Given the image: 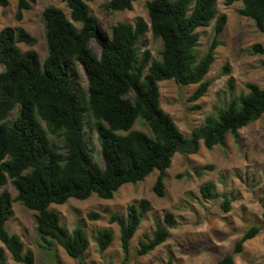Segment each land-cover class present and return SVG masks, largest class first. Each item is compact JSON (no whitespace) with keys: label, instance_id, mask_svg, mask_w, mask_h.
<instances>
[{"label":"trees","instance_id":"1","mask_svg":"<svg viewBox=\"0 0 264 264\" xmlns=\"http://www.w3.org/2000/svg\"><path fill=\"white\" fill-rule=\"evenodd\" d=\"M63 1L69 15L53 4L42 13L48 50L44 60L35 49L19 47L21 42L33 45L37 41L24 27L6 26L0 31V264H9L6 250L18 262L36 264L35 251L26 248L21 237L6 226L14 214V199L2 189L9 179L18 191L15 199L36 211V229L47 258L56 259L57 247L61 246L85 264L90 237L78 225L69 231L52 204L92 195L112 199L123 185L143 181L154 171L158 174L153 192L163 197L175 154L197 153L202 143L208 149L225 146L229 134L239 142L240 130L264 116V88L254 82L247 83L246 92L237 93L229 80V99L215 107L189 136L161 106L162 80L196 84L190 101L199 100L209 90L212 81L206 75L216 60L227 22L226 13L217 14V0H147L150 23L143 18L134 23L118 21L111 26V35L99 30L98 18L88 5L91 0ZM134 1L108 0L107 8L131 9ZM237 1L242 2L239 12L251 17L264 33V0H223L226 5ZM8 4L9 0H0L1 6ZM30 8L29 0H18L16 18L21 20ZM213 20L214 36L199 55L198 29ZM149 29L162 40L160 59L148 49L141 50ZM92 39L101 46L99 54L90 46ZM252 49L264 51L259 43ZM77 65L87 76L86 93L75 82ZM191 108L202 105L195 103ZM139 118L150 133L133 128ZM93 133L103 162L94 156ZM207 169L213 166L195 167L194 172L202 176ZM200 190L205 198L212 199L215 183L207 180ZM222 195V208L229 211L232 198ZM261 206L264 218V198ZM150 208V201L141 198L128 204L125 213L109 214V222L119 227L123 264L130 261L131 240ZM88 217L97 219L100 214L89 212ZM176 224L175 214L166 211L164 223H157L152 234L139 241L137 254H148L166 242ZM262 229L251 225L216 264H233L245 242ZM113 240L110 227L97 230L95 241L101 253Z\"/></svg>","mask_w":264,"mask_h":264},{"label":"rangeland","instance_id":"2","mask_svg":"<svg viewBox=\"0 0 264 264\" xmlns=\"http://www.w3.org/2000/svg\"><path fill=\"white\" fill-rule=\"evenodd\" d=\"M31 8L24 11L23 18H16L18 0H9L7 6L0 5V31L6 26H22L36 38L33 45L19 43L23 50L35 49L42 60L47 55L46 28L42 13L47 5L62 8L68 15L70 10L63 0H29ZM147 0H135L133 7L126 10L107 8L108 0L88 1L90 11L98 18L99 30L111 35V26L118 21L134 23L143 18L150 23ZM217 14L226 13L227 22L220 35L221 44L216 49V60L206 79L212 81L207 93L197 101L189 96L196 84L179 85L174 79L159 82L161 106L168 112L184 135L189 136L194 128L204 122L221 102L229 99V80L235 92L247 91V83L254 82L264 88V51L256 52V43L264 49V33L251 17L242 15L239 8L242 2L231 5L223 0L216 2ZM214 22L200 27L201 34L197 51L202 55L214 36ZM141 50L148 49L156 59L161 58L162 40L155 38L149 29L142 38ZM90 46L98 54L101 46L92 39ZM227 66V69L225 68ZM3 67L0 66V71ZM75 82L86 93L88 80L82 66L77 65ZM200 103L202 108L192 109ZM14 113L11 115L14 117ZM135 129L150 133L148 126L139 118ZM240 141L230 134L225 146L208 149L201 144L197 153L186 155L177 153L173 157L166 179L167 193L157 196L152 189L158 171H154L143 181L123 185L112 199L92 195L87 199L70 198L64 204H52L61 218V223L69 231L78 225L90 237V246L84 253L85 264H123V251L120 246L118 224L110 223L111 212L125 213L128 204L146 198L151 203L138 231L131 240L130 261L127 264H216L225 254L233 250L235 241L251 226L260 225L263 229L244 244L243 251L235 255L233 264H264V218L261 199L264 198V116L240 130ZM91 145L96 159L103 162L101 147L96 133L92 134ZM212 165L202 176L194 172L195 167ZM207 180L215 183V195L207 199L201 193V184ZM13 200V216L7 220L10 233L18 234L26 248L36 253V264H81L61 247H57V258L48 259L43 253L36 229V211L16 200L18 191L12 181L3 186ZM223 193L232 198L231 209L222 208ZM171 211L177 224L170 231L166 242L145 255H138L139 241L147 239L157 223H164V213ZM89 212L100 214V218L90 219ZM110 227L114 240L110 247L101 253L95 241L98 229ZM0 244L1 241H0ZM9 264H23L16 261L6 250Z\"/></svg>","mask_w":264,"mask_h":264}]
</instances>
